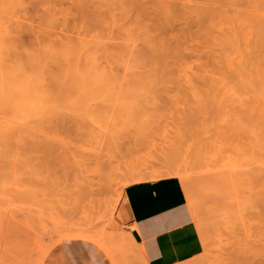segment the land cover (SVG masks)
<instances>
[{"label": "rangeland", "instance_id": "1", "mask_svg": "<svg viewBox=\"0 0 264 264\" xmlns=\"http://www.w3.org/2000/svg\"><path fill=\"white\" fill-rule=\"evenodd\" d=\"M164 177L176 264H264V0H0V264H147L120 205Z\"/></svg>", "mask_w": 264, "mask_h": 264}, {"label": "crops", "instance_id": "2", "mask_svg": "<svg viewBox=\"0 0 264 264\" xmlns=\"http://www.w3.org/2000/svg\"><path fill=\"white\" fill-rule=\"evenodd\" d=\"M125 197L126 203L123 200L120 205L124 222L148 264H176L203 250L178 179L164 177L130 184Z\"/></svg>", "mask_w": 264, "mask_h": 264}, {"label": "bare ground", "instance_id": "3", "mask_svg": "<svg viewBox=\"0 0 264 264\" xmlns=\"http://www.w3.org/2000/svg\"><path fill=\"white\" fill-rule=\"evenodd\" d=\"M95 73H96V72H95ZM82 76H84V75H82ZM95 77H97V75H96ZM99 77H100V76H98L96 79H98ZM82 78H83V77H82ZM85 78H86V77H85ZM14 79H15V78H14ZM20 79H21V78H20ZM22 79H23V78H22ZM22 79H21V80H22ZM99 79H100V78H99ZM99 79H98V80H99ZM18 80H19V79H18ZM21 80H20V81H21ZM81 80H82V79H81ZM98 80H96V81H97V82H100L101 79H100L99 81H98ZM16 81H17V80H16ZM25 81H26V79H25ZM79 81H80V80H79ZM86 81L89 82L88 79H87ZM8 82H10V80H9ZM17 82H18V81H17ZM22 82H23V81H22ZM81 82H82V81H80V83H81ZM11 83H12V82H10L9 86L11 85ZM89 83L91 84L92 81L89 82ZM89 83H88V84H89ZM100 83H102V82H100ZM6 84H7V83H6ZM16 84H17V83H16ZM26 84H27V83H26ZM98 84H99V83H97L96 85H98ZM27 85H28V84H27ZM92 85H93V84H92ZM92 85H91V87H92ZM94 85H95V84H94ZM28 86H29V85H28ZM88 86H89V85H88ZM16 87H17V86H16ZM89 87H90V86H89ZM94 87H95V86H94ZM96 87H97V86H96ZM10 88H11V87H10ZM22 88H23V87H21L20 90H22ZM13 89H14V88H13ZM24 89H25V88H24ZM29 89H30V88H29ZM22 91H23V90H22ZM22 91H21V92H22ZM29 92H30V91H29ZM34 92H35V91H34ZM23 94H24V93H23ZM34 94H36V93H34ZM21 96H22V95H21ZM22 99H23V98H22ZM24 99H25V98H24ZM23 104H24V103H23ZM33 106H34V105H33ZM27 107H28V106H27ZM166 191H167V190H166ZM169 191H170V190H169ZM174 191H175V190H174ZM167 193H168V191H167ZM168 195H169V193H168ZM173 195H174V194H173ZM173 195H172V196L170 195V196L173 197ZM176 195H177V193H176ZM167 198H169V197H166V199H167ZM177 198H178V197H177ZM164 199H165V198H164ZM166 199H165V200H166ZM170 199H171V198H170ZM175 199H176V198H175ZM169 201L171 202V200H169ZM173 201H174V198H173ZM165 202H166V201H165ZM167 202H168V201H167ZM137 247H138V251H139L140 257L142 258V261H144V262L147 263V260H146V258L144 257V254H143V252H142V249H141L140 245L137 244ZM147 264H148V263H147Z\"/></svg>", "mask_w": 264, "mask_h": 264}]
</instances>
